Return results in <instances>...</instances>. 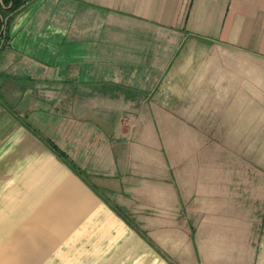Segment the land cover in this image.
<instances>
[{
	"label": "crops",
	"instance_id": "0c3cea01",
	"mask_svg": "<svg viewBox=\"0 0 264 264\" xmlns=\"http://www.w3.org/2000/svg\"><path fill=\"white\" fill-rule=\"evenodd\" d=\"M10 16L0 264H264V0Z\"/></svg>",
	"mask_w": 264,
	"mask_h": 264
},
{
	"label": "trees",
	"instance_id": "16d2710c",
	"mask_svg": "<svg viewBox=\"0 0 264 264\" xmlns=\"http://www.w3.org/2000/svg\"><path fill=\"white\" fill-rule=\"evenodd\" d=\"M26 0H0V41L2 39L5 26L10 20V15L16 12ZM50 145L57 151L58 148L50 142Z\"/></svg>",
	"mask_w": 264,
	"mask_h": 264
}]
</instances>
